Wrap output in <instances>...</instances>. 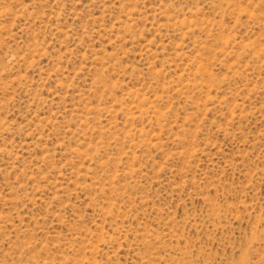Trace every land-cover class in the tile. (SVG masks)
<instances>
[{"label": "rangeland", "instance_id": "rangeland-1", "mask_svg": "<svg viewBox=\"0 0 264 264\" xmlns=\"http://www.w3.org/2000/svg\"><path fill=\"white\" fill-rule=\"evenodd\" d=\"M0 264H264V0H0Z\"/></svg>", "mask_w": 264, "mask_h": 264}]
</instances>
